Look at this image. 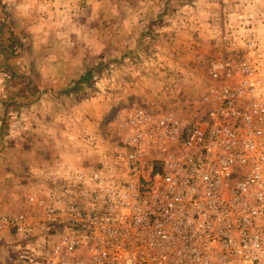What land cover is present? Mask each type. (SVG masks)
I'll return each instance as SVG.
<instances>
[{
	"label": "rangeland",
	"instance_id": "374dc122",
	"mask_svg": "<svg viewBox=\"0 0 264 264\" xmlns=\"http://www.w3.org/2000/svg\"><path fill=\"white\" fill-rule=\"evenodd\" d=\"M219 59L264 75V0H0V219L77 190L127 108L203 119ZM0 264L45 261L6 229Z\"/></svg>",
	"mask_w": 264,
	"mask_h": 264
},
{
	"label": "built area",
	"instance_id": "2783aa9c",
	"mask_svg": "<svg viewBox=\"0 0 264 264\" xmlns=\"http://www.w3.org/2000/svg\"><path fill=\"white\" fill-rule=\"evenodd\" d=\"M209 74L203 119L123 110L125 137L77 190L31 198L37 218L3 217L0 232L45 264H264V75L228 59Z\"/></svg>",
	"mask_w": 264,
	"mask_h": 264
},
{
	"label": "trees",
	"instance_id": "16d2710c",
	"mask_svg": "<svg viewBox=\"0 0 264 264\" xmlns=\"http://www.w3.org/2000/svg\"><path fill=\"white\" fill-rule=\"evenodd\" d=\"M90 71H91L90 69H89L88 71H86L85 74L83 75V77L80 78V80L82 81V80L87 79V77H89V75L91 74ZM79 82H80V81H79Z\"/></svg>",
	"mask_w": 264,
	"mask_h": 264
}]
</instances>
